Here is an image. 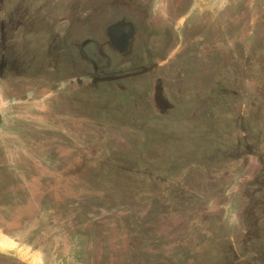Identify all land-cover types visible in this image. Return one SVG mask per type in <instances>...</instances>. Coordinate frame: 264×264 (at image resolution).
I'll return each mask as SVG.
<instances>
[{
	"label": "rangeland",
	"instance_id": "374dc122",
	"mask_svg": "<svg viewBox=\"0 0 264 264\" xmlns=\"http://www.w3.org/2000/svg\"><path fill=\"white\" fill-rule=\"evenodd\" d=\"M152 1V15L169 31L166 43L174 45L158 66L187 41L198 44L205 37L206 49L221 50L211 60L219 68L207 83L227 86L233 73L246 74L250 58L255 109H263L256 71L264 65V0ZM68 3L49 0L42 9L30 4L34 23L25 28L32 32L27 39L23 0L19 5L0 0V54L8 47L7 59L17 61L21 71L12 75L16 79L0 80V264H232L231 242L240 252L235 236L241 226L254 223L255 214L264 229V206L252 212L247 205L259 197L253 193L264 192L257 189L264 182V120L257 117L247 137L245 168L234 161L237 120L208 122L200 131L179 126L168 139L169 151L157 159L150 120L132 119L135 110L105 96L92 98L87 125L65 114L48 116L43 111L54 103V92L33 93L39 79L22 70L48 64L45 54L54 41L48 33L57 39L67 26L37 25L39 11L51 22L89 12L80 0L72 9ZM99 12L94 10L95 29L102 23ZM73 20L71 43L83 39L89 27ZM10 26L18 29L11 33ZM198 58L194 52L192 65L199 66ZM25 73L35 82L28 83ZM55 85L60 90L65 84Z\"/></svg>",
	"mask_w": 264,
	"mask_h": 264
},
{
	"label": "flooded vegetation",
	"instance_id": "af4514ba",
	"mask_svg": "<svg viewBox=\"0 0 264 264\" xmlns=\"http://www.w3.org/2000/svg\"><path fill=\"white\" fill-rule=\"evenodd\" d=\"M11 2L19 5L18 0H7V3ZM48 2L47 0H23L25 3L21 13L23 21L17 22L16 25L20 23L23 25L24 38L29 39L32 36V32L28 31L29 28L25 31L26 27L33 25L31 22L34 20V17L30 18L33 12H29V5L35 3L39 9H42ZM78 2L79 0H71L66 8L72 9L74 5L70 4ZM80 3V7L86 5L84 8L89 10L84 18L76 17L70 20L67 16L63 19L59 18L60 22H51V20L47 21L44 15H40L41 11L38 12L37 25L50 24L55 28L60 23L67 24L64 34L57 39L55 38L58 34L48 33L49 38L53 35L51 38L52 41L54 40L45 54L50 62L46 64L44 61L37 67H27L24 71L22 70V73L29 74V78L39 79L37 86L32 89L33 93L41 96L47 92H54V96H51L55 99L54 103L47 106L43 112L55 117L65 114L71 120L83 121L84 125H87V121L92 120L89 117L91 114L89 105L93 104L92 98L96 94L105 96L114 103L135 110L131 115L132 119L150 120L153 130L152 143H155L152 151L159 153L156 155L157 159L162 153L167 154L169 151L168 139L177 130L176 128L182 126L183 131L190 132L194 126L197 127L195 130L200 131L204 130L208 122L222 121L224 124H230V121L237 120L238 126L239 124L241 126L240 133L244 130L246 133H239L240 139L236 138L237 146L233 152L237 155L234 161H241L245 168L248 167L247 155H249L250 144L247 137L252 133L250 130H253L255 126V119L259 117V120H264V65L259 66L256 71L260 72L261 78L256 81L259 89L256 92L261 93L263 109H255L254 60L249 58L247 60L249 62H245L248 66L245 75L239 77L234 73V76L230 75V79L226 80L227 86H222L216 81L208 84V74L215 73L219 68L218 64L215 66L211 60L215 59L216 54L221 50L206 49L205 37L200 39L203 42L198 44H190L186 40V44L171 58L170 62L167 61L162 66L156 64L159 58L167 54L166 51L172 52L174 45L166 43L169 31L164 26L163 19L151 13L152 0H99V2L80 0ZM95 3H97L96 7ZM56 5L59 7V2ZM95 9L97 12L100 11L102 17V23L98 29L93 26L95 25L93 24ZM72 20L75 23L82 22L81 24L89 25L85 37L75 43L67 42L74 24L71 23ZM11 26L9 27L11 33L18 29ZM9 47L12 48L13 45ZM8 49L6 47L5 53L0 54L2 57L0 80L3 83L7 79H16L21 72L17 68V61L9 62L7 59L10 56L7 53ZM194 52H199V66L191 63ZM235 53L233 51V54H230L234 56ZM179 59H182V66L179 65ZM232 61L236 66L237 57L234 56ZM179 72L182 77L177 76ZM220 72L221 70L218 73ZM229 72L232 74L230 68ZM14 74H17L16 77H12ZM29 78L26 74L28 83L35 82ZM55 84L65 85L57 90ZM65 109L67 111L62 112ZM260 122L256 125L261 126ZM231 133L233 130L228 132L232 136ZM242 139L244 144H241ZM235 168L237 167L233 165L230 167V169ZM261 185L257 188L258 190H264V182H261ZM171 187L169 185L167 189ZM255 194H259V197L249 198L247 204L252 212L264 206V192L253 193ZM252 218L255 222L260 220V217L257 218L255 214ZM255 222L241 226L236 234L234 239L240 246V252L233 247L234 241L231 242L229 260L232 264H264V229ZM245 254L246 257L243 256Z\"/></svg>",
	"mask_w": 264,
	"mask_h": 264
}]
</instances>
